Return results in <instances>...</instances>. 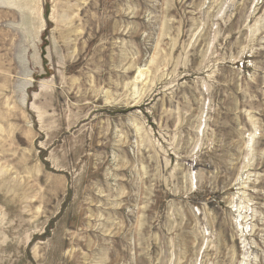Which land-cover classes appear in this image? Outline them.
I'll return each mask as SVG.
<instances>
[{
    "label": "rangeland",
    "instance_id": "1",
    "mask_svg": "<svg viewBox=\"0 0 264 264\" xmlns=\"http://www.w3.org/2000/svg\"><path fill=\"white\" fill-rule=\"evenodd\" d=\"M0 264H264V0H0Z\"/></svg>",
    "mask_w": 264,
    "mask_h": 264
}]
</instances>
